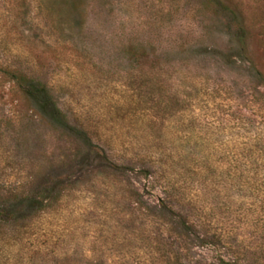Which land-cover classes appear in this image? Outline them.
I'll return each instance as SVG.
<instances>
[{"label":"rangeland","instance_id":"rangeland-1","mask_svg":"<svg viewBox=\"0 0 264 264\" xmlns=\"http://www.w3.org/2000/svg\"><path fill=\"white\" fill-rule=\"evenodd\" d=\"M3 214L0 264H264V0H0Z\"/></svg>","mask_w":264,"mask_h":264},{"label":"trees","instance_id":"trees-1","mask_svg":"<svg viewBox=\"0 0 264 264\" xmlns=\"http://www.w3.org/2000/svg\"><path fill=\"white\" fill-rule=\"evenodd\" d=\"M1 72L3 76L14 83L18 91L22 94V98L28 102L35 117H37L38 120L49 122L50 124L62 129L77 131L78 134L82 133L81 137L78 135L79 139L87 142L88 145L91 146V152H93L94 149L92 146L94 143L92 139L87 136L84 128L79 129L71 123L70 119L68 118V114L61 108L55 99L54 93L47 82L31 77L30 75L18 69H13L10 66L2 67ZM96 147L100 150L102 149L99 145ZM94 153L99 156L102 161L104 160L103 162L116 165L106 150L102 149L101 152L97 150ZM31 192L32 191H23L17 195H19V197L22 199V202L27 203L28 206H30V209L36 211L44 210L48 201L43 193L47 194V190L39 193ZM6 194L7 193H2L1 196L5 197ZM8 209V206L3 204L1 212H6ZM4 218L5 216L3 214L0 217V233H2V235H7L11 232L9 230L13 229H9L6 219ZM209 236L210 235L205 234V242H209ZM212 236L222 239V236L224 235L215 233V235ZM236 258L238 259V257H235V259Z\"/></svg>","mask_w":264,"mask_h":264}]
</instances>
